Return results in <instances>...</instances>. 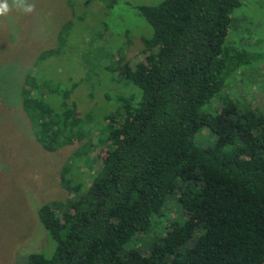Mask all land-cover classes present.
Here are the masks:
<instances>
[{"label":"trees","instance_id":"1","mask_svg":"<svg viewBox=\"0 0 264 264\" xmlns=\"http://www.w3.org/2000/svg\"><path fill=\"white\" fill-rule=\"evenodd\" d=\"M116 1L105 2L109 14L127 8ZM239 4L131 6L150 28L139 35L144 57L134 63L111 39L129 37L127 29L107 28L112 19L87 27L78 11V19L61 24L57 43L23 76L21 108L45 149L85 138L78 149L88 164L93 130L106 148L83 188L71 163L60 168L61 187L79 192L37 205L40 229L54 247L48 255L27 252L25 264L264 263V112L227 93L239 71L261 72L264 61L225 40ZM87 32L94 38L86 41ZM65 51L75 58L66 69L57 63ZM103 78L118 89L101 95L108 111L92 113L86 97ZM170 200L174 217L165 216Z\"/></svg>","mask_w":264,"mask_h":264},{"label":"rangeland","instance_id":"2","mask_svg":"<svg viewBox=\"0 0 264 264\" xmlns=\"http://www.w3.org/2000/svg\"><path fill=\"white\" fill-rule=\"evenodd\" d=\"M107 1L69 0L68 4L65 0H29L35 4L32 14L24 15L14 10L7 16H0V264H25V255L30 251L45 255L51 252L54 244L40 229L36 217L37 205L51 200H73L79 191L69 193L61 187L60 168L67 162L71 163L72 178L75 182L80 181L83 188L89 183L91 174L98 166L99 155L106 148V143L97 139V132L93 130L91 145L87 147L92 161L84 164V155L78 148L85 138L54 150L43 148L34 138L29 119L21 108L19 90L23 76L30 72L37 54L57 43L61 24L66 25L67 19H78L76 13L79 11L82 20L85 19V26L96 24L100 19L102 21L99 23L105 24L110 18L113 22H108L107 28L111 31L124 28L120 31L124 34L127 29V43L125 35L111 38L112 41L121 42L125 57L132 63L144 57L139 35H149L150 28L131 6L156 4L160 0H117L116 6L122 4L127 8L119 12L117 6L112 14L104 8ZM73 25L79 23L73 21ZM107 28L102 32L103 36L110 34ZM91 37L92 34L87 32L86 41ZM225 40L264 54V0H240L232 11ZM92 44L95 45L94 42ZM116 57L117 54H114L111 60L114 61ZM63 58L57 63L61 62L64 69L65 63H72L71 60L75 59L70 51H65ZM257 65L261 72L239 71L234 77L232 90H227V93L231 97L241 96L251 108L264 112V61ZM97 80L95 95L87 96L85 103L92 113L108 111L109 106L101 102V95L104 91H114V87L118 89L116 83L106 78ZM85 127L92 130L94 125L90 122ZM175 208L176 204L170 200L165 206V216L174 217L177 212Z\"/></svg>","mask_w":264,"mask_h":264},{"label":"clouds","instance_id":"3","mask_svg":"<svg viewBox=\"0 0 264 264\" xmlns=\"http://www.w3.org/2000/svg\"><path fill=\"white\" fill-rule=\"evenodd\" d=\"M30 15L35 11V4L29 0H0V16H7L12 11Z\"/></svg>","mask_w":264,"mask_h":264}]
</instances>
